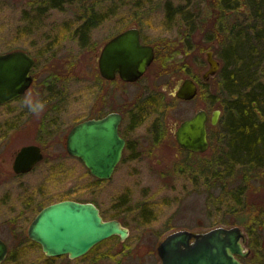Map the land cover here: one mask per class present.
<instances>
[{
  "label": "rangeland",
  "instance_id": "374dc122",
  "mask_svg": "<svg viewBox=\"0 0 264 264\" xmlns=\"http://www.w3.org/2000/svg\"><path fill=\"white\" fill-rule=\"evenodd\" d=\"M248 2L255 0L222 12L216 0H60L58 5L52 0H0V52L20 49L35 58L32 85L18 99L0 105V239L8 248L1 264H159L156 248L165 235L217 225L240 226L249 251L245 258L257 261L261 221L256 226L238 222L239 207L227 193L218 205L207 201L212 191L205 183L210 172L218 170V123L226 96L221 73L206 81L200 76L207 68L206 50H213L222 64L232 35L241 32L245 44L256 52L253 69L264 79V4L262 12ZM84 15L102 21L86 35L92 40L88 45L80 43L76 30ZM124 22L139 24L149 33L159 30L167 36L170 51L176 43V60H168L165 68L176 73L180 64L190 62L198 89L194 98L174 99L167 93L173 86L171 74L160 77L155 87L167 82V92L158 100L161 104L150 109L147 120L163 119L166 135L150 155L129 150L109 179L97 180L66 152L64 140L72 124L88 113L95 75L93 40L99 45ZM176 34H184L181 41ZM182 41L186 54L181 52ZM158 63L154 68H160ZM126 86L127 91L120 92L128 99L137 90L142 93L140 84ZM115 87H110L116 97L112 108L121 105ZM199 108L209 116L214 109L221 112L216 124L208 123V148L190 153L178 146L167 127ZM27 143L41 145L43 157L31 171L16 175L10 165L15 152ZM211 164L215 165L209 170ZM239 184V178L232 181ZM246 187V202L264 207V184L249 180ZM64 199L94 203L105 220L114 218L127 227V237L112 235L76 258L47 257L40 244L30 240L27 228L42 207Z\"/></svg>",
  "mask_w": 264,
  "mask_h": 264
},
{
  "label": "water",
  "instance_id": "95a60500",
  "mask_svg": "<svg viewBox=\"0 0 264 264\" xmlns=\"http://www.w3.org/2000/svg\"><path fill=\"white\" fill-rule=\"evenodd\" d=\"M152 48L139 41L135 28H127L107 41L99 57L100 73L113 78L115 72L123 80H136L151 62ZM207 68L204 80L220 68V61L213 50L205 52ZM34 59L24 50L0 52V103L21 94L31 83L30 74ZM197 92L193 79L185 78L173 89L180 99H191ZM220 109L210 116L203 108L180 121L175 128L177 144L193 152L208 148L206 123L216 124ZM120 115L110 113L100 119H89L75 124L67 134L66 149L78 157L89 172L100 179L110 178L119 162L124 139L117 127ZM42 158L39 146H22L13 161L16 173L29 171ZM27 235L41 245L47 256L67 254L76 258L85 254L93 245L112 235L123 240L127 227L117 219L104 220L92 202L71 199L56 201L44 206L30 222ZM246 235L238 225H217L207 230L178 229L165 235L156 248L159 264H245L249 251L245 248ZM7 244L0 239V263L7 253Z\"/></svg>",
  "mask_w": 264,
  "mask_h": 264
},
{
  "label": "trees",
  "instance_id": "16d2710c",
  "mask_svg": "<svg viewBox=\"0 0 264 264\" xmlns=\"http://www.w3.org/2000/svg\"><path fill=\"white\" fill-rule=\"evenodd\" d=\"M238 2L242 4L244 0H216L222 12L235 11L239 5ZM263 2L255 0L248 3L253 9L256 7L261 9ZM52 3L58 5L60 0H52ZM261 11L263 12L262 9ZM95 20L94 15H84L81 18V23L76 30L83 44L89 26ZM244 38L241 32L232 35L217 72L221 73L226 96L221 106L222 112L218 123L220 130L218 153L220 155L216 165L213 164L218 167V170L210 172L208 182L205 184L212 191L207 199L210 204L218 205L227 193L228 199L233 201L235 207H239L235 210L238 212L236 216L238 222L245 226L248 224L256 226L261 221V242L258 245V258L254 264H264V213H262L264 207L256 204L249 205L243 196L249 180L264 184V79L258 74L257 69H253L254 64L258 62L254 59L256 52L251 46L248 47L245 44L247 39ZM182 43L181 52L185 53L187 51L185 49H188L187 44L186 41ZM175 44H171L172 59L177 56ZM229 66L230 69L227 70ZM146 113L143 111L139 115ZM213 165L211 164L208 169L210 170ZM235 178L240 179L238 186L232 185ZM216 190H218L217 194H212ZM244 263L253 264L248 259L244 260Z\"/></svg>",
  "mask_w": 264,
  "mask_h": 264
},
{
  "label": "flooded vegetation",
  "instance_id": "af4514ba",
  "mask_svg": "<svg viewBox=\"0 0 264 264\" xmlns=\"http://www.w3.org/2000/svg\"><path fill=\"white\" fill-rule=\"evenodd\" d=\"M101 22L102 21H99L97 23L96 21H93L92 24L88 28L87 34H89L90 32L92 33L93 30L96 27H98ZM124 23H126V25L123 26L122 29L116 30L113 33L109 34L99 45H97L96 41L93 40L94 45H93L91 50L93 52L95 75L93 77V80H92V83L90 86V96H91L90 100L91 101L89 103L88 113H87V115L78 119L69 128V130H70L75 124H77L81 121H84V120L100 119V118H103L110 113L119 114L120 120L118 122L117 130H118L119 135L124 139V145L122 148V154H121L120 161L122 160L124 154L129 150H133L136 153V155H143V154L144 155H150L152 150L156 147V144L166 135L165 134L166 132L163 131V129H162V128H164L163 127L164 126L163 119L159 118L156 120H150V121L147 120L150 118L149 117V114L151 113L150 109H152L155 105H160L161 104L160 102L157 103L158 99L159 100L163 99L164 94H162V93L167 92V88L169 85V83H167V82L163 83V86L160 89L159 88L157 89L155 87V84L160 79V77H162L163 75L171 74V80L173 82V86H172V90L170 92H167V93L171 98H174V99L183 100V99L176 97L175 94H173V89L180 83L181 80H183L185 78L193 79V81L195 82L197 89H198L197 77H192V73H191L192 69H191L190 62H188V64L184 63L182 66L180 64V69L177 68L178 71H177V69L174 70V71H176V73L173 72V70H168L165 68L167 61L171 59V57H170L171 51L169 50L168 43H166L167 36L165 34H160L159 30H157V29H155L154 33L153 32L149 33L147 31H145L143 26H141L139 24L127 23V22H124ZM127 28H135L138 32L139 41L142 44L148 45L152 48V51H153L152 60L146 66L144 72L136 80H133V81L123 80L119 76L118 72H115V76L113 78H106L100 73V68H99V57H100V54L102 52V49H103V47L107 41H109L112 37H114L115 35H117L118 33H120L121 31H123L124 29H127ZM175 36H177L176 37L177 41H181L182 40L181 38L184 36V34L182 36L176 34ZM78 38L80 40V43H82L79 36H78ZM91 41L92 40H89V37H86L84 44L86 43L88 45V43ZM186 52L184 54H186ZM31 57L34 59V63H33V66L31 68V75H32V70L35 66V58L32 55H31ZM157 62H159L158 64H159L160 68H154V66ZM179 71L182 73H179ZM198 73L199 72H196V74H198ZM200 76H202L201 72H200ZM33 81H34V77L32 75V80H31V83L28 86V88L32 85ZM138 84H140L142 86V93L139 95V90H137L134 93V94H136V96H139L138 99H136V100H134V97H133L134 94L130 97V99H128L127 93L120 92V91H124V90L127 91L126 85H138ZM112 85L117 86V87H115L116 90H114V91H116V92L119 91L120 96H121L120 97L121 98V100H120L121 105H116L114 108H112L113 107L112 105H115L116 97L113 96V93H112L113 90H111ZM26 90L24 91V93L26 92ZM102 92H103V94H102ZM23 94H21V95H23ZM21 95L13 98L11 100H8L4 103H0V105H5L9 102H12V101L18 99ZM115 95L117 96L118 93H116ZM143 111H146L147 113L145 115H141V114L139 115V113L143 112ZM182 120H180V121H182ZM179 122H174L172 125L167 127V131L169 133H171L175 142H176V139L174 136V131H175V128L177 127ZM69 130H68V132H69ZM68 132H67V134H68ZM67 134L65 135L64 144H65V150L68 153V151L66 149ZM131 140H134V142H132ZM29 144H34V145L39 146L40 151L42 153V157H43L41 145H39L37 143H27L24 145H29ZM24 145H22V146H24ZM180 148L184 151L192 153L190 150L184 149L182 147H180ZM18 150L14 154V157H13V160H12L10 167H11L13 173H15L16 175H21V174H25V173L31 171L33 168L27 172H21V173L14 172L12 166H13V161H14V158H15ZM69 155L72 157H76V156H73L71 154H69ZM120 161H119V163H120ZM159 162H160V160L157 159L156 160L157 166L160 165ZM117 165L115 166V169H116Z\"/></svg>",
  "mask_w": 264,
  "mask_h": 264
},
{
  "label": "clouds",
  "instance_id": "9594fccd",
  "mask_svg": "<svg viewBox=\"0 0 264 264\" xmlns=\"http://www.w3.org/2000/svg\"><path fill=\"white\" fill-rule=\"evenodd\" d=\"M42 107H43V105H40V108H42ZM33 110H36V109L34 108Z\"/></svg>",
  "mask_w": 264,
  "mask_h": 264
}]
</instances>
